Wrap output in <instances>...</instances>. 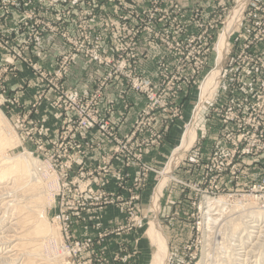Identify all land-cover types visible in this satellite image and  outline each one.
Returning a JSON list of instances; mask_svg holds the SVG:
<instances>
[{
    "label": "rangeland",
    "instance_id": "rangeland-1",
    "mask_svg": "<svg viewBox=\"0 0 264 264\" xmlns=\"http://www.w3.org/2000/svg\"><path fill=\"white\" fill-rule=\"evenodd\" d=\"M236 4L0 0V116L13 139L2 155L28 156L38 183H19L22 188L4 192L9 194L0 203L18 196L24 211L32 207L39 212L35 217L51 225L48 236L35 238L38 257L54 264H150L149 228L156 216L168 264H264V218L252 191L264 178V150L237 158L232 178L224 176V163L210 162L216 148L209 153L200 147L203 126L216 129L219 122L220 144L224 110L241 100L255 103L258 84L264 86V68L256 65L264 62V0L247 1L220 62L218 87L194 119L197 138L162 188L156 215L153 192L166 162L156 167L144 160L171 126L180 135L193 121L200 84L216 65L218 35ZM177 34L182 54L168 49ZM152 48L170 56L152 54ZM187 58L197 68L186 65ZM150 59L152 74L144 67ZM79 70L86 71V87V78L75 76ZM178 77L185 80L181 88L175 83L170 89ZM80 81L82 88L75 85ZM131 91L146 102L123 132ZM150 95L156 103L148 101ZM259 95L253 111L263 112V119H249L264 132V88ZM182 97L189 101L185 109ZM178 142L179 136L173 145ZM206 198L223 201L213 210L216 223H208ZM12 209L7 205L8 220Z\"/></svg>",
    "mask_w": 264,
    "mask_h": 264
},
{
    "label": "bare ground",
    "instance_id": "bare-ground-1",
    "mask_svg": "<svg viewBox=\"0 0 264 264\" xmlns=\"http://www.w3.org/2000/svg\"><path fill=\"white\" fill-rule=\"evenodd\" d=\"M247 1L248 0H237L236 6L230 11L226 24L224 23L225 25L218 35L219 40L217 39L215 44L216 65L214 64L215 67L208 72L200 84L198 103L194 111L195 113L193 120L196 118L200 107L213 97V94L219 84L221 74L220 62L224 58V53L228 50V39L240 22ZM3 123V119L0 116V196L6 191L12 190V193L16 192L15 190L21 189L22 187H20L19 183H31L32 181L35 183L32 186H36L37 183L35 176L30 170L31 165L35 164L33 160H29L28 156H24L23 154L16 156L14 159L2 155L4 149L8 147L11 142H13L12 136H8V130H6V127L4 129ZM184 130V136L181 144L174 149L170 160L161 171L158 183L154 188L153 202L151 204L154 215L159 212V200L162 188L170 178L172 170L177 165L178 154L182 152L183 149L187 148L195 139L196 130L194 129L192 122L189 123ZM6 181L11 183V185L2 184ZM10 196L12 195L10 194ZM14 198L15 197L0 203V264H54L43 258L41 259V257H38L40 244L35 241V238L38 235L46 234L48 236L52 232L53 228L51 229V225L49 226L47 223H45L46 221L44 219H40L39 216L35 217L33 215L35 212L39 213L37 210H33L31 207L27 209L28 212L24 211L22 201L16 200V198ZM222 202L223 201L221 200L206 198L205 206L206 213L208 215V223L211 222L213 224L214 222H218L219 215L216 214V212L213 213V210L221 205ZM247 202L249 204L252 202V200L247 199ZM9 204L10 206H14V209H12L14 211L13 213L11 212V219L9 218L8 220L7 205ZM41 210L42 208L39 209L40 214ZM157 220L158 219H156L155 216L149 228L150 238L154 243V252L150 264H168L169 252L167 242ZM231 225L235 229L238 227L237 223H232ZM211 228L213 229V226H211ZM24 240L28 241L23 242ZM2 248L4 251H1ZM37 257L40 258L41 261L36 259Z\"/></svg>",
    "mask_w": 264,
    "mask_h": 264
},
{
    "label": "built area",
    "instance_id": "built-area-1",
    "mask_svg": "<svg viewBox=\"0 0 264 264\" xmlns=\"http://www.w3.org/2000/svg\"><path fill=\"white\" fill-rule=\"evenodd\" d=\"M169 36L168 34L166 35ZM178 41L172 44L168 49L169 51H176L181 53V45H183V41L179 40L182 38H179V35H176ZM183 40V39H182ZM187 45L190 46L191 49H195L194 44L192 46V43H188ZM201 49H203L201 47ZM260 60L257 62V66L264 68V62L259 63ZM186 65L190 66L192 69L197 68L196 62L194 59L187 58L185 60ZM243 64V62H241ZM202 64V63H201ZM201 66V65H200ZM243 67H246L245 65ZM243 67H239L243 69ZM182 74L186 76L183 72ZM179 77L174 80L170 81L171 88L174 89V86L181 88V83H183L185 80H179ZM188 79L186 78V81ZM177 83V85L175 84ZM264 88L263 84H258V90L255 94V103L254 101L246 102L245 100H241L237 105H235V108L227 107L226 110H224L223 114V122H222V131L220 133V141L221 144H216L214 148L217 149V152L212 154V157L210 159V162L215 165L216 163L223 164L225 166V175L228 176L235 174L237 171L236 165L238 164L237 158H246L249 155L260 153L261 150H264V132L263 127L261 124L255 125L250 123V116H255L256 118L263 119V112L259 111H253L254 107H259L258 101L260 100V91ZM148 101L151 104H154L157 102L156 97L154 95H150L148 98ZM229 105V104H228ZM246 109V110H245ZM259 112V113H258ZM261 114V115H260ZM247 117V120L245 118ZM237 122V130L234 129V124ZM229 126L231 129H229ZM159 138L157 143L161 141L160 135H158ZM224 145V148L221 149V145ZM228 154L229 157L227 160H221L222 155ZM244 158V159H245ZM223 161V162H222ZM239 165V164H238ZM219 174H216L212 178L211 182H216V179ZM209 178V179H210ZM215 187V186H214ZM264 190V178L258 183L252 186V191L255 193L254 198L257 200V212L263 216L264 218V193L262 192Z\"/></svg>",
    "mask_w": 264,
    "mask_h": 264
},
{
    "label": "crops",
    "instance_id": "crops-1",
    "mask_svg": "<svg viewBox=\"0 0 264 264\" xmlns=\"http://www.w3.org/2000/svg\"><path fill=\"white\" fill-rule=\"evenodd\" d=\"M150 52L152 54L164 56L167 59H168V56H170V54L168 52H166L165 50H163L161 48H152V49H150ZM150 60L146 63V65H144V67H146L147 73L152 74L155 71V64H154V61H152L153 59H150ZM75 76L78 79L82 78V76L84 77V79L86 78L85 87H86V85L89 84V80H88V78L86 76V71H85V75H84L83 74V71L82 70H79V72H76ZM75 85H77L78 87L82 88L83 85H84V83L82 84V82L80 81V82L75 83ZM127 99H128V101L130 103V107L131 108L129 110V114H127V116H129V117H128V120L126 121V123L124 124L125 127H123V130H122L123 132L128 131L127 129L129 128V125L131 124V121H132V118H133L132 116L135 115L136 112L139 111L145 105V102H146L145 101V98L143 96L137 95L136 93H134L132 91L128 94ZM182 100H184L183 101V108L185 109V107H186V105H187V103L189 101H188V98L186 99V98H183V97H182ZM197 102H198V100H197ZM203 106L200 107V109H199L200 111L203 108ZM195 109H196V106H195ZM195 109H194V111H195ZM199 113L200 112L198 111L197 112V115H196V118H195V123H196V120H197V117H198ZM215 120L218 122V119L215 118ZM208 121H209V123L214 122L212 117L211 118H208ZM193 122H194V120L192 121V125L194 127ZM186 124L184 125V128L182 130V133L180 135L177 132V130H174L175 127L174 126H171L170 129L167 130V133L165 134V138L163 139L161 146H156V149H153V148L150 149L144 155V160L146 162H148L149 164H151L153 166H156V167L157 166H161V165H163L166 162L165 165H164V167H165L166 164L168 163V161L170 160V158L172 156V153H173L174 149L176 148V146L178 144L179 145L181 144V141H182L183 136H184L183 133H184V129H185ZM219 127H220L219 122H218V128H216V129H212L209 126L207 127V129L204 128V126L202 127L203 128L202 129L203 132L201 134V137L203 139L201 140V143L202 144H201L200 147L203 148V150L206 149L207 152L210 153L214 149V146L217 144L218 134H219V130H220ZM194 129L196 130V125H195ZM178 136H179V142H178L177 145L174 146L173 144H175V142L177 141ZM196 138H197V130H196V135H195V139L193 140V142L187 148L183 149L182 152H180L178 154V162H177V165L179 164L180 159H181L183 153L185 151L189 150L193 146ZM223 148H224V145L222 144L221 145V149H223ZM164 167L162 168V170L164 169ZM171 177H172V172H171L170 178ZM106 247L109 250L110 249H113L114 243L112 241H110V239H107V241H106Z\"/></svg>",
    "mask_w": 264,
    "mask_h": 264
}]
</instances>
